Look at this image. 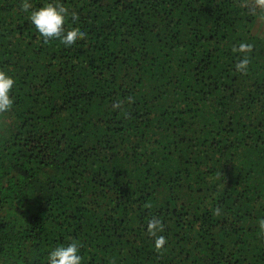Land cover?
Masks as SVG:
<instances>
[{
    "label": "trees",
    "instance_id": "trees-1",
    "mask_svg": "<svg viewBox=\"0 0 264 264\" xmlns=\"http://www.w3.org/2000/svg\"><path fill=\"white\" fill-rule=\"evenodd\" d=\"M22 2L0 0V70L15 81L0 264H48L72 240L82 264H264V21L250 0ZM49 2L86 38L45 43L29 16Z\"/></svg>",
    "mask_w": 264,
    "mask_h": 264
},
{
    "label": "clouds",
    "instance_id": "clouds-1",
    "mask_svg": "<svg viewBox=\"0 0 264 264\" xmlns=\"http://www.w3.org/2000/svg\"><path fill=\"white\" fill-rule=\"evenodd\" d=\"M251 8L254 13L259 16V19L264 21V0H250ZM21 8L28 12L32 9V5L28 0H23ZM71 16L72 19L78 20V15L75 12H69V9L59 3H46L38 9H33L29 19L34 25L45 43L51 40H59L65 46H71L78 40L86 38V33L78 27L70 29L65 28L66 17ZM253 46L248 43H240L233 48L234 52L241 54V58L236 63V71L246 74L250 63L247 54L252 52ZM14 79L5 71L0 70V116L9 113L14 105V97L11 95L14 87ZM122 104L118 102L114 105L115 108H120ZM215 215H220V209L213 210ZM258 228L264 235V218L258 220ZM163 223L158 218L153 217L147 224L149 235L154 238V247L157 252H160L167 243L166 237L158 235L163 232ZM81 245L78 241L72 240L69 244L61 245L52 250L48 255V264H82V257L79 255Z\"/></svg>",
    "mask_w": 264,
    "mask_h": 264
}]
</instances>
